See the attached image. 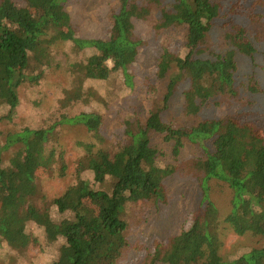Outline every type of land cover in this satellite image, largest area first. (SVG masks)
Here are the masks:
<instances>
[{"label":"trees","instance_id":"1","mask_svg":"<svg viewBox=\"0 0 264 264\" xmlns=\"http://www.w3.org/2000/svg\"><path fill=\"white\" fill-rule=\"evenodd\" d=\"M171 1L167 11L154 0H121L107 15L112 27L91 34L73 28L68 0H0V123L16 117L18 90L63 68L52 60V45L88 54L64 65L71 81L53 124L9 133L0 144V264H128L135 210L170 206V182L184 171L196 176L201 193L193 216L135 264H264V111L181 127L163 117L184 82L206 99L264 93V0ZM155 11L183 32L184 43L163 50L156 80L147 75L151 84L165 83L163 97L153 86L151 109L143 118L126 115L120 142L108 141L106 112L136 88L146 46L131 21L136 26ZM60 125L82 127L95 144L76 142L84 153L75 182L49 196L44 180L56 176ZM190 149L196 155L186 161ZM219 192L230 195L227 213L212 200ZM231 235L257 245L226 249Z\"/></svg>","mask_w":264,"mask_h":264},{"label":"rangeland","instance_id":"2","mask_svg":"<svg viewBox=\"0 0 264 264\" xmlns=\"http://www.w3.org/2000/svg\"><path fill=\"white\" fill-rule=\"evenodd\" d=\"M223 1L224 4L230 2L229 0ZM120 2L121 0H68L66 10L70 16V23L76 31L86 30V33L99 34L112 27L114 20L108 19L107 15L112 10H118ZM136 2L143 4L144 0H136ZM154 4L159 10L170 11L172 1L154 0ZM131 30L136 31L146 41V46L142 50L143 53L136 68V88L133 92L121 93L120 98L113 102L106 112L102 134L108 141L115 143L121 140L120 124L126 115L139 112V117L143 118L151 109L153 96L151 88L153 86L157 88L155 91L157 90L160 99L163 97L165 83L159 81L157 84H151L147 80V75L155 77L159 57L165 48L180 49L185 40L183 32L176 28L170 20H165L158 11L147 19L139 21L136 26L131 21ZM51 56L53 62L63 68L48 75L38 87L18 90L17 115L13 122L0 123V144L6 142L9 133L18 132L24 128L46 129L53 124L59 114V103L63 98V90L71 81L66 71L63 70L64 65L83 62L88 54L74 51L71 47L58 43L51 46ZM259 63H264L263 58L259 59ZM258 70H260L264 89V64L263 69ZM250 109L264 111V93L252 95L241 90L236 99H206L198 93L192 94L190 83L184 82L176 88L163 117L165 121L173 123L176 127L193 126L200 122L218 120ZM56 132L58 137L54 147L57 161L53 166L56 176L44 180V189L49 196L62 193L75 182L76 162L84 153L83 147L76 142L85 141L95 144L93 137L82 127L63 129V125H60ZM11 152L12 150L5 151L7 158L11 157ZM195 155V150H187L186 161L191 160ZM196 183L195 175L187 174L185 171L180 172L178 177L170 182V189L175 192L176 196L170 206H161L156 209L145 205L135 210L136 213L132 217L129 229L132 249L126 256L128 264L141 261L156 242H165L172 235L181 232L182 227L193 216L201 196ZM229 197V193L219 192L213 195L212 200L223 213H227ZM19 227H24L23 221L19 222ZM256 241L252 238L240 240L231 235L227 240L226 249L234 245L237 247L240 245L256 246ZM33 254L38 253L35 251Z\"/></svg>","mask_w":264,"mask_h":264}]
</instances>
